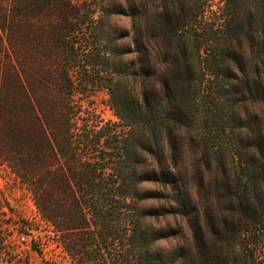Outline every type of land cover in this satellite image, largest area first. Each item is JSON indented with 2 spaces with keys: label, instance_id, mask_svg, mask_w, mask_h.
Masks as SVG:
<instances>
[{
  "label": "trees",
  "instance_id": "1",
  "mask_svg": "<svg viewBox=\"0 0 264 264\" xmlns=\"http://www.w3.org/2000/svg\"><path fill=\"white\" fill-rule=\"evenodd\" d=\"M249 105L264 122V0H0V166L73 264H264ZM168 216L192 239L164 253Z\"/></svg>",
  "mask_w": 264,
  "mask_h": 264
},
{
  "label": "rangeland",
  "instance_id": "2",
  "mask_svg": "<svg viewBox=\"0 0 264 264\" xmlns=\"http://www.w3.org/2000/svg\"><path fill=\"white\" fill-rule=\"evenodd\" d=\"M99 3L103 7L110 9L124 8L127 0H91ZM108 27L112 32H125L131 30L132 20L112 14L108 19ZM130 36L123 40L124 45H129ZM105 98L101 96L98 100V111L106 120L116 121L113 111L106 103L102 102ZM247 128L246 132L250 143L253 142V132L257 125L264 130V122L261 111L255 105L247 107ZM146 189L153 188L146 184ZM148 207L156 206L155 201H149ZM152 224L156 227L168 229L167 238L155 243V248L168 253L177 247L189 244L192 236L184 219L180 217L168 216L166 218L152 219ZM170 228V229H169ZM0 230L3 246L8 253H14L21 261L29 264H73L71 257L54 240L53 233L41 221L30 193L17 180L12 172L0 166ZM21 236L26 241L21 240ZM7 253V252H6ZM2 255V264H16L8 255Z\"/></svg>",
  "mask_w": 264,
  "mask_h": 264
},
{
  "label": "built area",
  "instance_id": "3",
  "mask_svg": "<svg viewBox=\"0 0 264 264\" xmlns=\"http://www.w3.org/2000/svg\"><path fill=\"white\" fill-rule=\"evenodd\" d=\"M22 241H26V238L24 236H21Z\"/></svg>",
  "mask_w": 264,
  "mask_h": 264
}]
</instances>
